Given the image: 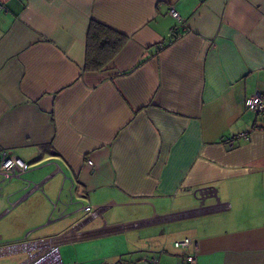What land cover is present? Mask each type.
<instances>
[{"label":"crops","instance_id":"crops-1","mask_svg":"<svg viewBox=\"0 0 264 264\" xmlns=\"http://www.w3.org/2000/svg\"><path fill=\"white\" fill-rule=\"evenodd\" d=\"M91 22L126 39L99 71ZM259 93L264 0H0V152L29 167L0 176V248L264 264V114L244 105Z\"/></svg>","mask_w":264,"mask_h":264},{"label":"built area","instance_id":"built-area-1","mask_svg":"<svg viewBox=\"0 0 264 264\" xmlns=\"http://www.w3.org/2000/svg\"><path fill=\"white\" fill-rule=\"evenodd\" d=\"M170 15L175 19L179 20L178 14L174 9H170ZM244 105L248 111L255 114H264V94H255L245 99ZM88 165H91V161H87ZM28 165L18 158L17 156L11 154L8 151L0 152V176L3 181H11L13 179L21 178L27 171ZM39 185H34L30 190L38 188ZM29 191V192H30ZM87 211L90 209L85 208ZM192 241L189 238L177 240L171 243L174 249L188 248L192 245ZM33 246H27V243H18L11 245L9 247L0 248V254L4 253H26V258L21 264H63L60 253L58 250V245L55 243H48L47 246H41L40 248H32ZM163 253V250L160 251ZM148 264H158L156 258L144 260ZM185 264H196L195 247L193 252L185 256Z\"/></svg>","mask_w":264,"mask_h":264},{"label":"trees","instance_id":"trees-1","mask_svg":"<svg viewBox=\"0 0 264 264\" xmlns=\"http://www.w3.org/2000/svg\"><path fill=\"white\" fill-rule=\"evenodd\" d=\"M125 41L123 35L102 24L91 22L86 38L85 70L103 69L123 48Z\"/></svg>","mask_w":264,"mask_h":264},{"label":"rangeland","instance_id":"rangeland-1","mask_svg":"<svg viewBox=\"0 0 264 264\" xmlns=\"http://www.w3.org/2000/svg\"><path fill=\"white\" fill-rule=\"evenodd\" d=\"M147 248H148L147 245L144 244L143 250L148 251ZM142 254H144V253H142ZM25 258H26L25 254L13 255V256H10L9 258H5L3 260H0V264H17V263H21L22 261H24Z\"/></svg>","mask_w":264,"mask_h":264}]
</instances>
